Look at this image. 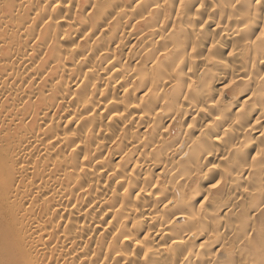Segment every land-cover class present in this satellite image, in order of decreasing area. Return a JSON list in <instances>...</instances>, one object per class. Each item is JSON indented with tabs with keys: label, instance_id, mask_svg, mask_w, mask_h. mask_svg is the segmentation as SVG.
<instances>
[{
	"label": "bare ground",
	"instance_id": "1",
	"mask_svg": "<svg viewBox=\"0 0 264 264\" xmlns=\"http://www.w3.org/2000/svg\"><path fill=\"white\" fill-rule=\"evenodd\" d=\"M0 264H264V0H0Z\"/></svg>",
	"mask_w": 264,
	"mask_h": 264
},
{
	"label": "rangeland",
	"instance_id": "2",
	"mask_svg": "<svg viewBox=\"0 0 264 264\" xmlns=\"http://www.w3.org/2000/svg\"><path fill=\"white\" fill-rule=\"evenodd\" d=\"M60 25L58 24V23H55V24H53V27H55V28H58ZM60 30V29H59ZM77 39H78V37L77 38H75V41H77ZM69 43V41H68V39L66 38V39H63V44H68ZM87 47V42H85V41H83V42H81L80 44H79V48H80V50H83V49H85ZM118 54H120V51H118ZM244 57V56H243ZM81 64H82V61H79L76 65L77 66H81ZM229 94H230V92H229ZM225 99H224V101L226 102V101H229L230 99H231V95H226L225 97H224ZM67 114H63V116L62 117H65ZM181 118H182V116L180 115V117L178 118V120H181ZM183 120V119H182ZM162 122L163 123H167L168 121H167V118H164L163 120H162ZM74 124V123H73ZM68 126H70V123H69V125ZM175 134V133H174ZM119 144H122L123 146L124 145H126V143L122 140V138H121V140H120V142L117 144V145H119ZM117 145L116 146H111L110 148H108L107 150H103L102 151V153H101V156H102V158L103 159H105L106 161H109V156H110V158H111V154H112V151L113 150H115L116 149V147H117ZM184 156H187L186 154L184 155ZM217 159H215V161H216ZM216 163V162H215ZM222 163V162H221ZM220 164V163H219ZM106 176V175H105ZM110 176H111V173H109L108 175H107V178H109L108 180H111V178H110ZM108 200H110V199H108ZM171 207H173V203H171V204H169V208H171ZM105 221H102V223H101V225H99L98 227H95V229L92 231V236H91V240H88L87 242H88V245H89V247H90V252H91V254H96L97 252H98V246H99V244H100V242L102 241V240H104V239H106L107 237H109L110 236V229H107V230H102V228L100 227V226H102V225H104L105 223H104ZM99 229V233H97L96 231Z\"/></svg>",
	"mask_w": 264,
	"mask_h": 264
}]
</instances>
